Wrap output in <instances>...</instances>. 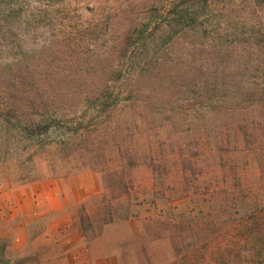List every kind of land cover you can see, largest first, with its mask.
<instances>
[{
	"label": "rangeland",
	"instance_id": "rangeland-1",
	"mask_svg": "<svg viewBox=\"0 0 264 264\" xmlns=\"http://www.w3.org/2000/svg\"><path fill=\"white\" fill-rule=\"evenodd\" d=\"M53 187L64 245L41 222L17 244L24 195ZM248 198L264 0H0V264H226L214 236Z\"/></svg>",
	"mask_w": 264,
	"mask_h": 264
},
{
	"label": "trees",
	"instance_id": "trees-1",
	"mask_svg": "<svg viewBox=\"0 0 264 264\" xmlns=\"http://www.w3.org/2000/svg\"><path fill=\"white\" fill-rule=\"evenodd\" d=\"M239 187V191H245L248 196H251V188L245 182ZM123 190L127 192L126 194L131 190L127 182H124ZM246 200L244 206L241 205L242 203L232 202L233 207L231 208L227 204L226 208L231 209L229 210L231 213L230 221L227 226L219 228L214 236L215 239H224L225 241L222 245L218 243L216 251L226 264H237L238 259L239 263L241 261L242 264H250L255 258L260 260V264H264V205L261 208H256L259 204L256 200L253 204L249 198ZM109 217L111 218L112 215L110 214ZM125 218H128V213H126ZM205 248H207L205 251L207 254L209 247L206 245ZM196 251L197 249H192L186 251V254ZM192 263L189 261L188 264Z\"/></svg>",
	"mask_w": 264,
	"mask_h": 264
},
{
	"label": "crops",
	"instance_id": "crops-1",
	"mask_svg": "<svg viewBox=\"0 0 264 264\" xmlns=\"http://www.w3.org/2000/svg\"><path fill=\"white\" fill-rule=\"evenodd\" d=\"M34 193L36 201L34 200ZM88 195L90 193H86L82 197L85 198ZM16 213L15 216H18L21 221L18 230L21 235L15 239L17 244H23L28 241L26 226L28 227L29 224L34 222H41L42 232L37 240L48 242L56 237L57 241H62L64 245L66 236L63 232L71 223V209L63 201L57 189L54 187L50 188V191L46 193L28 192L24 195V201L16 209Z\"/></svg>",
	"mask_w": 264,
	"mask_h": 264
}]
</instances>
